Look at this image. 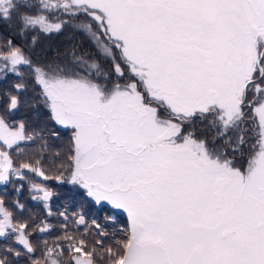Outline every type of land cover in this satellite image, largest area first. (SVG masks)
<instances>
[{
    "label": "snow or ice",
    "instance_id": "snow-or-ice-1",
    "mask_svg": "<svg viewBox=\"0 0 264 264\" xmlns=\"http://www.w3.org/2000/svg\"><path fill=\"white\" fill-rule=\"evenodd\" d=\"M0 28V264H264V0H0ZM67 31L95 54L37 51Z\"/></svg>",
    "mask_w": 264,
    "mask_h": 264
},
{
    "label": "trees",
    "instance_id": "trees-1",
    "mask_svg": "<svg viewBox=\"0 0 264 264\" xmlns=\"http://www.w3.org/2000/svg\"><path fill=\"white\" fill-rule=\"evenodd\" d=\"M0 35L2 36H10L13 38L16 42H20V38L15 35L14 32L11 31V29L8 28H0ZM73 44H77L81 46L84 49H87L95 54L96 50L92 46L91 43L87 41V39L83 36L82 33H72L70 31H67L60 35H54L51 37H42L40 45L37 48V51L46 50L49 53H54L57 49L60 51H64L66 48L71 47ZM61 132V138L59 140H53L52 146L54 148H63L67 145L68 138L70 136V133L66 129H58ZM39 147V145H32L31 149L35 150ZM33 179L37 180V182H41L42 178L40 177H33ZM53 190L58 193V195L53 200V211H56L59 209L60 211L64 210V207L67 206L69 212L72 211H83L84 214L88 217H95L98 219L99 222L105 223V216L111 212V208L108 205L98 206L94 204L93 202H87L83 205L79 201V197L76 199L72 198V187L67 184H60L56 181H48L47 182ZM0 187V196H6V200L8 202H11L16 198V193L12 189V187L5 186L3 187L1 191ZM21 202L25 203L26 206L31 210L33 213H42L43 209L42 206L39 205L37 202L32 201L29 196V191L27 184H25V188L23 192L20 194ZM117 222L115 224H112L111 222L107 223L105 226L109 229V231H113L114 229H120L124 226H126L127 222V216L123 212H117ZM50 223L56 225L57 227L53 230L51 235H45V239L55 240V238L60 235V229H59V218L57 217H51ZM119 238V237H118Z\"/></svg>",
    "mask_w": 264,
    "mask_h": 264
},
{
    "label": "flooded vegetation",
    "instance_id": "flooded-vegetation-1",
    "mask_svg": "<svg viewBox=\"0 0 264 264\" xmlns=\"http://www.w3.org/2000/svg\"><path fill=\"white\" fill-rule=\"evenodd\" d=\"M0 187H1V186H0ZM1 188L3 189V187H1ZM2 189H1V191H4V190H2Z\"/></svg>",
    "mask_w": 264,
    "mask_h": 264
},
{
    "label": "water",
    "instance_id": "water-1",
    "mask_svg": "<svg viewBox=\"0 0 264 264\" xmlns=\"http://www.w3.org/2000/svg\"><path fill=\"white\" fill-rule=\"evenodd\" d=\"M1 187H5L4 185H0Z\"/></svg>",
    "mask_w": 264,
    "mask_h": 264
}]
</instances>
